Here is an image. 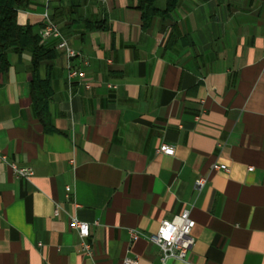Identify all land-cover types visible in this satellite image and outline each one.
I'll list each match as a JSON object with an SVG mask.
<instances>
[{
  "label": "crops",
  "instance_id": "obj_1",
  "mask_svg": "<svg viewBox=\"0 0 264 264\" xmlns=\"http://www.w3.org/2000/svg\"><path fill=\"white\" fill-rule=\"evenodd\" d=\"M139 4L50 0L80 56L54 40L42 43L55 56L34 67L29 51L8 52L0 154L33 174L0 160V264H159L147 235L184 209L194 242L187 263L167 264H264V0H173L146 16ZM43 11L33 0L17 22L39 35ZM68 65L85 78L68 81ZM33 78L48 82L46 125ZM72 217L90 224L91 254Z\"/></svg>",
  "mask_w": 264,
  "mask_h": 264
},
{
  "label": "built area",
  "instance_id": "obj_2",
  "mask_svg": "<svg viewBox=\"0 0 264 264\" xmlns=\"http://www.w3.org/2000/svg\"><path fill=\"white\" fill-rule=\"evenodd\" d=\"M44 11L42 13L43 25L39 31L41 40L55 41V48L61 50L68 59L80 56L79 51L72 48L67 40L62 35L57 24H55L49 14V3L50 0H42ZM85 78V71L79 66L68 65L67 68V79L68 81L73 79L83 80ZM88 87V84L85 83ZM109 87H115L114 85L108 84ZM157 152L173 155L174 147L168 143L162 142L157 148ZM0 160L7 162L11 171L16 177L27 178L33 174V170L29 166L18 165L13 161H9L5 154H0ZM211 170L222 169L228 171V167L225 164H212ZM252 166L248 167L251 170ZM205 183V178L200 177L196 185L198 188L202 187ZM70 191L69 186H65L66 194ZM54 213H58V209L55 208ZM69 225L75 229L80 237L81 249L85 254H91L92 245L88 239L90 235V224L86 221H81L76 217L70 219ZM194 226V220L190 217L189 210L184 209L180 213L173 215L170 218H164L160 221L156 231L147 235L148 241L154 243L159 248V264H167L170 259H175L184 263L186 262V255L194 242V238L190 232ZM132 238L139 235L137 231H130ZM121 264H139V260L134 256H125L122 259Z\"/></svg>",
  "mask_w": 264,
  "mask_h": 264
},
{
  "label": "trees",
  "instance_id": "obj_3",
  "mask_svg": "<svg viewBox=\"0 0 264 264\" xmlns=\"http://www.w3.org/2000/svg\"><path fill=\"white\" fill-rule=\"evenodd\" d=\"M33 0H0V68L7 67V55L10 51L27 50L32 56L33 67L44 60L55 56V50L42 43L38 34L32 32L30 25H20L17 13L26 9ZM173 0H167L163 11L153 4V0H140L139 8L146 14H158L170 10ZM50 95L48 82L33 78L31 82V98L38 118L47 124V101Z\"/></svg>",
  "mask_w": 264,
  "mask_h": 264
}]
</instances>
